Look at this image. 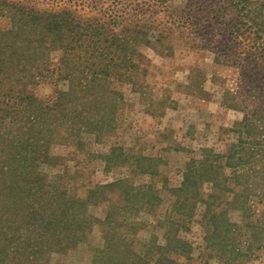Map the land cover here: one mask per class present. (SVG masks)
Listing matches in <instances>:
<instances>
[{
    "label": "trees",
    "instance_id": "1",
    "mask_svg": "<svg viewBox=\"0 0 264 264\" xmlns=\"http://www.w3.org/2000/svg\"><path fill=\"white\" fill-rule=\"evenodd\" d=\"M35 1L0 0V17L7 18L10 25L0 29V264H46L50 253L75 247L95 223L108 227L103 230V246L95 251L90 264H192L191 246L177 237V231L179 227L188 229L183 222H189L197 202L206 206L202 215L205 238L216 247L213 256L218 264H239L238 258L247 257L251 250L247 245L229 242L237 226L225 218L226 206L250 213L246 191L253 189L248 183L242 190L229 187L225 168H233L230 173L237 186L245 174L260 172L255 170L260 166H255L253 158L264 157V142L247 135L264 129L258 131L244 115L235 126L239 133L244 128L246 137L240 136L238 144L232 143L226 154L203 148L199 161L190 158L179 186L170 188L174 200L163 219L167 225L164 244L143 243L145 250L136 251L134 234L140 224L134 217L160 200L152 182L135 186L126 179H117L98 184L80 198L68 181H63L69 174L67 169L49 174L40 165H55L59 159L48 152L55 137H69L81 150L85 145L83 135L95 138L114 130L116 101L122 96L110 88V82L135 84L141 74L139 60L134 58L139 57L136 46L150 45L146 35L151 26L137 21L130 27L120 26L125 20L118 21L117 9L113 8L122 3L115 0L112 7L107 6L106 15L96 13L94 17L75 15L66 8H38ZM167 1L141 0L135 6L146 10ZM213 4L208 0H186L179 13L182 22L207 23L213 12L216 17L224 16L223 4L216 5L218 8ZM230 4L235 19L223 18L222 35L226 32L232 40L248 41L240 53L246 65L245 79L253 82V76L264 74L251 68L255 58L264 60V1L230 0ZM199 28L205 29L200 24ZM50 49L60 51L55 66L48 59ZM47 79L55 85L64 81L65 87L57 86L49 100L26 91L29 84ZM235 146L246 151V157ZM102 157L106 163H129L121 146H110ZM154 160L141 156L136 161L138 173L153 176ZM205 181L213 188L207 195L200 190ZM107 187L118 190L120 203L112 206L101 221L87 213V205L96 201V194L103 197ZM225 191L228 194L222 195ZM178 256L185 260L180 262Z\"/></svg>",
    "mask_w": 264,
    "mask_h": 264
},
{
    "label": "rangeland",
    "instance_id": "2",
    "mask_svg": "<svg viewBox=\"0 0 264 264\" xmlns=\"http://www.w3.org/2000/svg\"><path fill=\"white\" fill-rule=\"evenodd\" d=\"M112 1L36 0L35 6L52 10L66 8L75 15L94 17L96 13L106 15L107 6H113ZM115 1L122 3L113 8L117 9L118 21L125 20L120 26L130 27L136 21L151 26L146 35L150 45L138 43L139 57H134L139 60L138 72L143 76L140 74L134 85L116 80L110 82V88L122 96V100L116 101L114 130H106L95 138L83 135L85 145L81 150L75 148L69 137H55L56 142L49 146L48 152L59 159L55 165L41 164L40 168L49 174L67 169L69 174L63 181H68L72 192L80 198L98 184L117 179H126L135 186L152 182L160 200L154 207L138 211L134 217L140 224L134 234V247L142 253L145 250L143 243L164 244V226L167 225L163 219L174 200L170 188L179 186L185 163L190 158L199 161L203 148L226 154L232 143L238 144L240 136L241 139L246 137L244 128L239 133L235 126L244 115L258 131L264 129V113L261 112L264 108V60L260 62L258 57L251 64L255 72L260 71L263 75L253 76V82L245 79L246 65L240 51L248 41L243 38L232 40L234 38L226 32L222 35L223 18L227 21L235 19L230 0H208L214 2L216 8L223 4L224 16L216 17L213 12L207 23L196 24L195 21L192 25L184 24L179 14L186 0H168L146 10L136 8L135 4L141 0ZM143 1L148 3V0ZM199 24L205 29H200ZM9 26L7 18L0 17V29ZM59 57V50L48 51L52 66L57 64ZM57 86L64 88L65 82L59 81L55 85L50 79L42 80L26 86V91L49 100ZM253 111H256L255 116H251ZM247 136L264 142V131ZM110 146H121L129 163L117 160L106 163L102 155L108 153ZM235 148L246 157V151L238 146ZM141 156L155 159L153 176L138 173L136 161ZM253 159L255 166H260L255 170L260 172L245 174L240 186L232 181L234 177L230 172L233 168H225L229 187L242 190L248 183L253 189L246 191L250 213L242 214L239 207L226 206L225 218L237 226L232 235L234 239L229 242L240 247L247 245L251 250L247 257L238 258L239 264H264V157ZM200 190L205 195L210 194L213 190L211 182H203ZM252 191L259 193L251 194ZM226 194V191L222 193ZM94 198L96 201L87 205V213L101 221L112 206L120 203L116 188L107 187L103 197L96 194ZM205 208L203 203L197 202L189 222H183L188 229L179 227L177 231V237L191 246L189 258L192 264H218L213 256L216 247L205 238L202 220ZM211 209L215 208L212 206ZM106 227L95 223L75 247L50 253L46 264H90L95 251L103 246ZM257 244L260 247L255 249ZM177 258L180 262L185 260L183 256Z\"/></svg>",
    "mask_w": 264,
    "mask_h": 264
}]
</instances>
